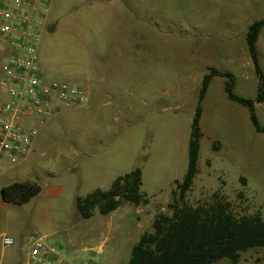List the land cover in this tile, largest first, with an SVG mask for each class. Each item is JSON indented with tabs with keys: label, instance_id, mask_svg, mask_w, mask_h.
Returning a JSON list of instances; mask_svg holds the SVG:
<instances>
[{
	"label": "rangeland",
	"instance_id": "1",
	"mask_svg": "<svg viewBox=\"0 0 264 264\" xmlns=\"http://www.w3.org/2000/svg\"><path fill=\"white\" fill-rule=\"evenodd\" d=\"M89 2L94 1L61 0L53 12V20H60L61 26L55 34L45 32L43 55H51L53 61L65 66V57L72 51L69 24L84 18L83 11ZM133 5L140 11L152 9L149 16L154 18L156 29L166 32L165 37L172 41L165 77L156 78L148 87L139 66V73L133 76L138 84L136 93L113 95L110 100L114 99L115 104L103 109L96 103L89 110H64L45 125H38L32 158L5 172L0 186L17 180H36L44 191L26 204L0 206V232L12 229L26 236L49 235L48 242L67 255L92 247L99 264H129L133 248L152 230L156 216H172L169 206L174 204L175 192L168 204L156 199L163 200L174 185L172 156L176 155L182 165L180 149L187 131L192 132L203 80L217 70L202 62L201 50L205 54L206 46L220 49L215 61L225 70L229 41L242 40L249 23L264 20V11H256L247 0H134ZM86 21L88 29H93L91 18L86 16ZM5 60L0 43V78ZM247 75L248 78L238 79L236 91L245 99L256 100L258 76L255 72ZM217 77L210 82L211 88L208 87L201 103L202 114L208 109L209 118L202 123L199 176L185 202L196 206L219 191L236 212H259L264 220V132H257L246 109L241 120L228 125L217 117L215 101L226 97L222 88L225 78ZM256 116L264 128V103L258 105ZM83 143L89 147L88 154L93 155L99 147L102 151L85 159L86 166L81 164L82 159L73 163V171L61 162L57 173V159L71 146L81 149ZM137 170L143 182L140 205L124 203L112 217H104L96 210L91 220L81 218L76 207L78 197H86L97 186L101 191H109L116 181ZM241 177L246 179V185ZM56 186L59 194L50 195ZM240 192L244 193L243 199L238 196ZM113 218L115 225L107 231L104 244L89 243L90 238L82 239L77 234L78 229L106 224ZM100 247L105 255L99 253ZM84 254L80 261L91 264L86 259L89 253ZM216 264L232 263L221 260ZM239 264H264V248L243 252Z\"/></svg>",
	"mask_w": 264,
	"mask_h": 264
},
{
	"label": "crops",
	"instance_id": "2",
	"mask_svg": "<svg viewBox=\"0 0 264 264\" xmlns=\"http://www.w3.org/2000/svg\"><path fill=\"white\" fill-rule=\"evenodd\" d=\"M90 1L94 2H89L87 4L86 8L83 11L84 18H80L78 20H75L72 24H69L68 29L69 33H71L72 36L69 37V44L72 46V51L66 55L65 63L63 64L65 65L64 67L61 66L62 63L53 61V59L55 58H52L51 55H43V41H45V32L49 31L55 34V31H59V27L61 26L60 20H58L57 18L53 20V12L57 10L61 0H54L50 14L47 17L42 29L41 42L38 45L39 64L43 69V82L47 85L54 82L69 83L72 85L88 88L91 94V99L85 107L81 108L83 110L91 109V107L95 106L96 103H98L97 105H99L100 109H103L115 104L114 99L113 101L110 100L113 95L123 93H136L135 89H138L136 88L138 87V84L137 80L133 78V76H137V73H139V66L141 68L140 71L146 78L145 81L148 87L154 83L156 78H164L165 73H167V70L165 69L169 66V63H167L166 59L170 54V44L172 42L169 37H165L166 35L168 36L166 32L156 29L154 18L152 16H149L151 12L153 13V10L149 8L142 9L141 11L138 10V8L133 5L134 0ZM247 1L250 2L251 7L256 11H264V0ZM86 16L91 18L92 24L94 25L93 29H88ZM257 21L262 20H254V22ZM254 22L248 24L247 28L242 34V40L238 41L236 39H229L230 41L229 45H227L225 55L227 65V68L225 70H222L218 62L215 61L217 54L220 53V49L213 46H206L204 50L205 54H203V49L201 50L200 58L202 62L213 68H216L220 73L230 74L232 76V80L234 83L233 93L240 98L244 97L241 96V94L239 95L236 91L238 79L248 78L247 73L250 72H255L256 74L252 58L249 54L246 39L248 29ZM156 30L158 31L157 33ZM46 41H49V39ZM50 42H52L51 39ZM0 43L2 45V51L6 55V62L13 54V50L9 46L4 44L1 41V38ZM257 50L259 54L260 67L264 74V28L261 29L258 37ZM55 63H57V65ZM217 78L223 79L225 77L218 76ZM225 79L227 82V78ZM225 79L223 80L222 88L226 97L225 99H221L218 102L215 101V105L217 107V111L215 112V114L218 118H221V120L226 123V125H228L233 120H241L242 115L247 114V111L250 116V111L248 108L229 99L225 91ZM210 86L209 88H211ZM106 98L109 99L106 101ZM5 99H7V95L1 89L0 100ZM207 104H209V101ZM258 105H256L255 110H257ZM64 110L70 109H62L56 115L61 114ZM207 118H209L208 109H206L201 117V132L202 123ZM115 120L117 121L118 118H115ZM191 133L187 131L185 135L187 141H184V144L180 149V160H182V165L181 163L177 162L176 155L172 156L175 168V177L173 179L174 185L170 188L169 193L165 198H163V200L156 199V201H164L168 204L172 198V193L177 189V183L182 182V180L184 179L188 169ZM87 146L88 145L83 143L81 149H75L73 146H71L72 148H70L69 150H65V155L57 159L56 167L54 168L56 169V172L59 173V163L61 162H63L64 165H68V171H73L74 169H76V167L72 168L73 163H76L79 159H82V162L80 161L81 164L86 166L85 159H91L93 158V156H96L102 151V149H100L99 147V149L95 150L93 152L94 154L91 155L88 154L89 147ZM111 155H113V153H111ZM32 156L29 159L23 161L21 164L28 162L32 158ZM199 164L200 155L198 166ZM3 175L4 173L0 174V177H2ZM198 176L199 172L195 177L194 182L197 180ZM241 179L242 177L240 178V180ZM15 182L24 181L17 180L11 183L1 184V207L8 206L10 204L4 201L2 197V189ZM31 182L38 183L36 180H32ZM92 189L93 192L101 190L100 188H98V186L92 187ZM192 190H194L193 187ZM42 191H44V189ZM59 192L60 189H57L56 186L52 188L50 195H58ZM151 198L157 197L153 196ZM118 210L119 208L104 217H112L117 213ZM39 219L42 220L40 216ZM115 222V218H113L109 223L103 224V222H100V225L96 224L89 226L85 230L78 229L76 231L82 239L90 238L88 239L89 243L100 241L102 244H104L107 241V235L109 234V232L107 231H110V227L112 224L113 225L111 229L113 228ZM4 235H8L14 238L16 242L15 246L11 248L3 247L1 243V237ZM27 237L28 236H26L25 234H21L20 232L18 233L17 231L12 229L0 232V264H23L27 259L25 251V240ZM41 237L46 238L48 242L49 235H42ZM98 250L99 253L105 255L103 247H100ZM60 251L65 260L74 261H79L81 259L80 256H82L84 253V256H87V253H89V256H87L86 259H89L91 264H99L97 260L98 257L92 254L93 252L95 253V249L92 247L84 248L81 251H72L68 255L66 254V252L62 250ZM72 255H74V258L70 259L69 257H71Z\"/></svg>",
	"mask_w": 264,
	"mask_h": 264
},
{
	"label": "trees",
	"instance_id": "3",
	"mask_svg": "<svg viewBox=\"0 0 264 264\" xmlns=\"http://www.w3.org/2000/svg\"><path fill=\"white\" fill-rule=\"evenodd\" d=\"M264 20L254 22L247 32V45L258 76V98L244 99L233 93L234 83L230 74L212 70L205 76L200 92L198 106L192 125L189 144L187 173L182 182L177 183L174 193L172 216L159 214L154 219L152 230L146 232L133 248L129 264H216L228 260L239 264L241 254L250 249L264 248V220L259 212H236L233 205L221 192H214L204 202L190 206L185 202L186 195L192 191L197 176L201 149L202 117L201 103L212 79L216 76L227 78L226 94L229 99L248 108L250 118L257 132H264L256 116V105L264 103V74L260 67L257 41ZM246 185V179H241ZM142 177L137 170L120 178L109 191L97 190L86 197L76 199L77 210L84 220H89L97 210L106 216L120 208L124 203L140 205ZM36 182H15L2 189V197L7 203L26 204L42 192ZM244 198V193H238Z\"/></svg>",
	"mask_w": 264,
	"mask_h": 264
},
{
	"label": "built area",
	"instance_id": "4",
	"mask_svg": "<svg viewBox=\"0 0 264 264\" xmlns=\"http://www.w3.org/2000/svg\"><path fill=\"white\" fill-rule=\"evenodd\" d=\"M54 0H0V38L13 50L2 66L0 87L7 99L0 100V174L14 169L34 153L38 125H45L62 109L85 107L91 99L88 88L69 83L43 82L38 45ZM5 248L15 246L4 235ZM23 264H87L65 260L46 238L25 240Z\"/></svg>",
	"mask_w": 264,
	"mask_h": 264
}]
</instances>
